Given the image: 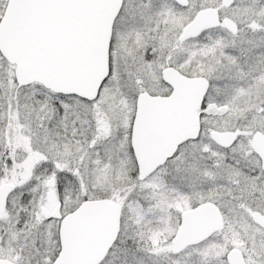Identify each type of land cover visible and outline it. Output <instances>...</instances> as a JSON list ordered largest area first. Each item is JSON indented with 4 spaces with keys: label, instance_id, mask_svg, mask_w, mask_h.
Here are the masks:
<instances>
[{
    "label": "snow or ice",
    "instance_id": "obj_1",
    "mask_svg": "<svg viewBox=\"0 0 264 264\" xmlns=\"http://www.w3.org/2000/svg\"><path fill=\"white\" fill-rule=\"evenodd\" d=\"M0 264H264V0H0Z\"/></svg>",
    "mask_w": 264,
    "mask_h": 264
}]
</instances>
